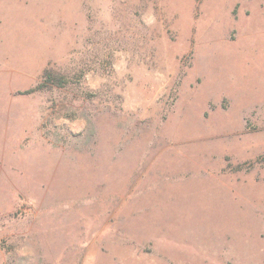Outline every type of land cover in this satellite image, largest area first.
Returning a JSON list of instances; mask_svg holds the SVG:
<instances>
[{"label": "rangeland", "instance_id": "374dc122", "mask_svg": "<svg viewBox=\"0 0 264 264\" xmlns=\"http://www.w3.org/2000/svg\"><path fill=\"white\" fill-rule=\"evenodd\" d=\"M0 264H264V0H0Z\"/></svg>", "mask_w": 264, "mask_h": 264}]
</instances>
